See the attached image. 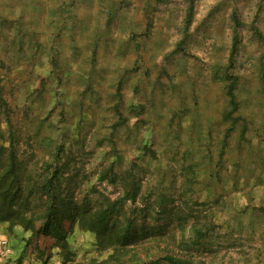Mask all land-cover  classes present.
I'll return each instance as SVG.
<instances>
[{
    "label": "rangeland",
    "instance_id": "374dc122",
    "mask_svg": "<svg viewBox=\"0 0 264 264\" xmlns=\"http://www.w3.org/2000/svg\"><path fill=\"white\" fill-rule=\"evenodd\" d=\"M10 163L14 208L37 211L59 168L61 212L121 199L155 232L148 261L264 264V0H0V177ZM28 236L0 223V264L109 254L78 225L45 260Z\"/></svg>",
    "mask_w": 264,
    "mask_h": 264
},
{
    "label": "trees",
    "instance_id": "16d2710c",
    "mask_svg": "<svg viewBox=\"0 0 264 264\" xmlns=\"http://www.w3.org/2000/svg\"><path fill=\"white\" fill-rule=\"evenodd\" d=\"M20 173V177L15 176L11 163L3 167V175L0 177V188H3V192H9L12 187L11 181L6 180L9 175L14 176L12 183L19 192L26 191V188L24 189L26 182L22 178L25 170H20ZM59 174V168H53L50 174L39 178L38 182L33 185L35 187L33 190H38L35 195L39 196L37 211H22L19 208H14L16 195L7 196V193L0 195V223L8 224L10 229L18 228L21 232L29 234L23 241V246L28 249V253L34 251L39 256H43V260L47 259L51 249L65 247L71 227L78 225L96 235L97 250L109 252L105 260L96 264H160L161 262L191 264L189 261L165 254L157 255L149 261L148 257L141 256L136 251L137 247L142 249L141 243L148 237L154 236L155 232L148 234L147 228L144 227L145 224L142 223L143 219L139 222L130 220L129 215L123 211V204H120L121 199L110 201L103 198L97 204L100 205L99 208L95 209L88 202H83L81 206L76 207L70 213L61 212L63 205L69 207L72 202L71 199H60V183L63 181V176ZM126 194H129L130 201L134 202L137 195L136 183L130 185ZM135 212L143 213L144 209H135ZM65 221H68V226L63 224ZM142 224L144 228L138 227ZM154 240L157 243L156 238ZM131 246H133V250H126ZM25 253L26 249L20 250L17 260L24 257Z\"/></svg>",
    "mask_w": 264,
    "mask_h": 264
}]
</instances>
